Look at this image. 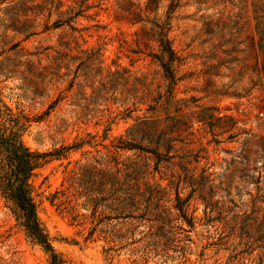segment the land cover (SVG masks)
I'll return each instance as SVG.
<instances>
[{"label": "rangeland", "instance_id": "obj_1", "mask_svg": "<svg viewBox=\"0 0 264 264\" xmlns=\"http://www.w3.org/2000/svg\"><path fill=\"white\" fill-rule=\"evenodd\" d=\"M163 33L177 83L147 114L168 91ZM0 100L24 117V143L52 154L31 184L69 264H132L105 237L138 226L157 184L197 218L171 257L264 264V0H0ZM8 207L0 196V264H49Z\"/></svg>", "mask_w": 264, "mask_h": 264}, {"label": "trees", "instance_id": "obj_2", "mask_svg": "<svg viewBox=\"0 0 264 264\" xmlns=\"http://www.w3.org/2000/svg\"><path fill=\"white\" fill-rule=\"evenodd\" d=\"M160 53L155 55V60L162 68L163 78L168 85L165 96L160 95L151 101L147 114L162 112L167 104L172 102L174 87L176 86V71L174 62L176 54L172 50L171 43L161 34L159 39ZM147 118V117H145ZM24 117L14 113L3 101L0 100V196L9 206L18 226L23 229L27 239L39 246L49 258V264H69L56 252L53 239L39 218L38 207L34 198L31 184L36 171L41 169L46 159L52 154H42L32 151L23 141L26 126ZM146 122V121H145ZM151 141L150 143H152ZM131 150L137 149L136 145ZM160 156L158 152L154 153ZM172 188H162L157 184L154 190L147 192L148 199L141 208L134 209L142 212L139 217H133L135 228H129L124 234L114 238L105 237L106 244H115L110 250L121 252L126 250L130 255L132 264H150L153 255L167 260L173 258L177 264L186 262V249L179 247L175 251L178 256L171 257L166 242H171V236H182L187 232H194L197 218L190 212V197L182 199L176 192V198L171 200ZM132 206L136 208V205ZM176 223V224H175ZM183 223V224H182ZM186 224L190 231L183 226ZM144 227L137 238L138 229ZM192 230V231H191ZM174 232H176L174 234ZM186 241L191 242V236ZM145 243V244H143Z\"/></svg>", "mask_w": 264, "mask_h": 264}, {"label": "built area", "instance_id": "obj_3", "mask_svg": "<svg viewBox=\"0 0 264 264\" xmlns=\"http://www.w3.org/2000/svg\"><path fill=\"white\" fill-rule=\"evenodd\" d=\"M258 118L264 127V110L258 112Z\"/></svg>", "mask_w": 264, "mask_h": 264}]
</instances>
